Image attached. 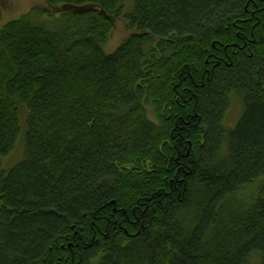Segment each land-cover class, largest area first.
Masks as SVG:
<instances>
[{
    "label": "trees",
    "instance_id": "1",
    "mask_svg": "<svg viewBox=\"0 0 264 264\" xmlns=\"http://www.w3.org/2000/svg\"><path fill=\"white\" fill-rule=\"evenodd\" d=\"M130 1L0 31V264H264V0Z\"/></svg>",
    "mask_w": 264,
    "mask_h": 264
},
{
    "label": "rangeland",
    "instance_id": "2",
    "mask_svg": "<svg viewBox=\"0 0 264 264\" xmlns=\"http://www.w3.org/2000/svg\"><path fill=\"white\" fill-rule=\"evenodd\" d=\"M121 6L126 11V16L131 15L132 5L130 0H121ZM48 8L47 0H0V31L12 21L20 20L23 16L28 15L35 8ZM115 27L106 48L109 54L114 53L130 36V31L125 20H117ZM151 108L148 109V111ZM242 106L238 101H234L227 115L226 123L228 128L234 127L240 119ZM22 137L19 141L16 151L12 156L3 161V167L6 172H10L19 165L23 158V149L25 144V132L27 129V115L22 117ZM18 164V165H17Z\"/></svg>",
    "mask_w": 264,
    "mask_h": 264
}]
</instances>
